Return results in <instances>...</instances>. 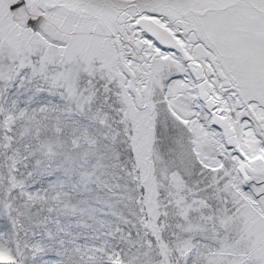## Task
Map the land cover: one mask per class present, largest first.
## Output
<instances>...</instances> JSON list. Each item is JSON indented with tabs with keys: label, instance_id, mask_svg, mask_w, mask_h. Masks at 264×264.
Wrapping results in <instances>:
<instances>
[{
	"label": "snow or ice",
	"instance_id": "snow-or-ice-1",
	"mask_svg": "<svg viewBox=\"0 0 264 264\" xmlns=\"http://www.w3.org/2000/svg\"><path fill=\"white\" fill-rule=\"evenodd\" d=\"M0 264H264V0H0Z\"/></svg>",
	"mask_w": 264,
	"mask_h": 264
}]
</instances>
